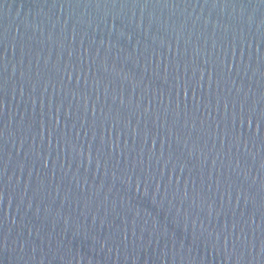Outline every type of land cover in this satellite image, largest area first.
<instances>
[{"label": "water", "instance_id": "95a60500", "mask_svg": "<svg viewBox=\"0 0 264 264\" xmlns=\"http://www.w3.org/2000/svg\"><path fill=\"white\" fill-rule=\"evenodd\" d=\"M0 264H264V0H0Z\"/></svg>", "mask_w": 264, "mask_h": 264}]
</instances>
